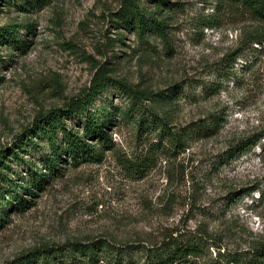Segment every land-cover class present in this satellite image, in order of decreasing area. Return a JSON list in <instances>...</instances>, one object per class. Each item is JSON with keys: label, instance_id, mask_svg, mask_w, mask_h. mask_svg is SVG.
Here are the masks:
<instances>
[{"label": "rangeland", "instance_id": "obj_1", "mask_svg": "<svg viewBox=\"0 0 264 264\" xmlns=\"http://www.w3.org/2000/svg\"><path fill=\"white\" fill-rule=\"evenodd\" d=\"M217 5L0 0V36L15 32L0 38L1 156L36 118L80 96L98 70L154 93L152 108L175 131L211 127L195 132L185 149L159 153L145 175L126 164L143 151L135 131L116 129V147L101 163L66 166L44 191L24 196L31 206L15 210L0 193V264L95 238L155 243L198 236L212 242V257L264 244V46L252 41L264 39V24L241 7L218 12ZM137 17L163 22L164 33L131 28ZM107 100L126 104L114 88L95 104ZM230 148L232 158L225 154Z\"/></svg>", "mask_w": 264, "mask_h": 264}, {"label": "trees", "instance_id": "obj_2", "mask_svg": "<svg viewBox=\"0 0 264 264\" xmlns=\"http://www.w3.org/2000/svg\"><path fill=\"white\" fill-rule=\"evenodd\" d=\"M153 1L157 6L166 7V0ZM217 2L218 12L219 6H223L222 10L241 7L254 20L264 24V0ZM130 27L158 35H162L165 29L163 22L153 20L147 25L138 17L130 23ZM4 33L0 36L2 41L15 36L11 30ZM252 41L264 46V39L253 38ZM112 88L126 101L125 106L115 105L109 100L95 104ZM155 98L152 92L138 91L98 70L80 96L70 99L61 108L40 115L25 131L24 138L22 136L17 140L14 150L7 156L0 155L1 201L8 200L13 209L23 210L32 203L24 196L32 198L37 191H44L54 179L62 176L66 166L101 163L105 155L116 147L112 137L116 129L131 127L135 131V140L141 144L143 151L134 163L126 161V164L139 175H145L154 167L159 153L172 155L185 149L195 132H211L210 126L175 131L152 108ZM217 126L214 120V132ZM243 147L236 150L237 153L248 147L247 143ZM231 149L225 152L230 158L235 156ZM27 151H35L38 159L24 161L21 155ZM11 161L19 162L24 167V175L12 168ZM213 247L208 239L198 236H169L155 243L140 240L118 243L95 238L43 246L12 264H199V261L203 264H264V244L233 254L221 253L217 249L215 257L210 252Z\"/></svg>", "mask_w": 264, "mask_h": 264}]
</instances>
